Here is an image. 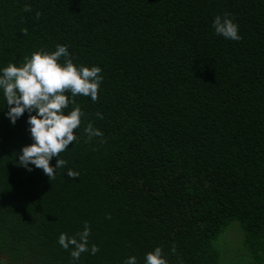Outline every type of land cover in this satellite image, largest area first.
I'll use <instances>...</instances> for the list:
<instances>
[{"label":"trees","instance_id":"1","mask_svg":"<svg viewBox=\"0 0 264 264\" xmlns=\"http://www.w3.org/2000/svg\"><path fill=\"white\" fill-rule=\"evenodd\" d=\"M225 13L239 41L215 33ZM58 44L102 69L98 100L64 109L85 115L50 181L19 165L29 113L12 124L0 89V264H145L156 247L168 264H264V0H0V75ZM85 222L99 251L73 262L59 236Z\"/></svg>","mask_w":264,"mask_h":264},{"label":"clouds","instance_id":"2","mask_svg":"<svg viewBox=\"0 0 264 264\" xmlns=\"http://www.w3.org/2000/svg\"><path fill=\"white\" fill-rule=\"evenodd\" d=\"M25 11H31L30 5H25ZM39 13H37V18ZM215 33L225 39L239 41V25L229 17L228 13L223 16L217 15L213 20ZM27 35V29L23 30ZM64 59V64L58 60ZM102 69L97 66L91 68L80 65L77 67L68 51L67 45H56V50L48 52L41 49L33 52L31 57H25L24 63L19 67L9 63L2 69L0 75V89L7 103V118L12 124L22 117L25 112L29 113L27 124L33 143L24 146L19 154V165L32 171L29 165L42 169L49 180H54L56 170L66 166L67 161L59 158L60 153L68 149L70 144L77 140L74 130L81 124V117L85 114L77 105L68 114H65L69 104H75L77 95L90 96L95 103L98 100L99 87L103 77ZM70 92L71 98L65 93ZM35 113V115H32ZM103 119L101 113L96 114ZM87 138L102 136L103 133L93 127L89 122L85 128ZM56 157L55 166L50 161ZM72 179L79 177V173L73 170L67 172ZM110 219V217H108ZM90 226L84 224L82 232L69 237L67 233H61L59 244L68 250L71 246L70 255L73 262L78 261L84 252L90 251L95 255L99 248L92 244L89 249ZM77 237L79 239H77ZM175 253V245L172 247ZM124 264H137L135 256L129 257ZM145 264H168L163 250L156 247L145 256Z\"/></svg>","mask_w":264,"mask_h":264},{"label":"rangeland","instance_id":"3","mask_svg":"<svg viewBox=\"0 0 264 264\" xmlns=\"http://www.w3.org/2000/svg\"><path fill=\"white\" fill-rule=\"evenodd\" d=\"M231 226H235V223H231L229 225V227H231ZM226 239L228 241L227 243H228L229 246H231V247L237 246V244H238V233H237V230L235 228L229 229L227 231V233H226ZM229 256H225L224 260L227 261V260L231 259L232 255L230 257Z\"/></svg>","mask_w":264,"mask_h":264}]
</instances>
